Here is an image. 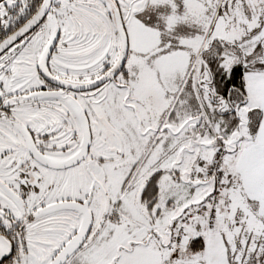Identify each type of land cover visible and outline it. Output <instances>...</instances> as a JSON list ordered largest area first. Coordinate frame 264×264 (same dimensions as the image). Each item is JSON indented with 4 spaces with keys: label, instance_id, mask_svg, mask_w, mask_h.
Returning a JSON list of instances; mask_svg holds the SVG:
<instances>
[{
    "label": "snow or ice",
    "instance_id": "snow-or-ice-1",
    "mask_svg": "<svg viewBox=\"0 0 264 264\" xmlns=\"http://www.w3.org/2000/svg\"><path fill=\"white\" fill-rule=\"evenodd\" d=\"M0 264H264V0H0Z\"/></svg>",
    "mask_w": 264,
    "mask_h": 264
}]
</instances>
